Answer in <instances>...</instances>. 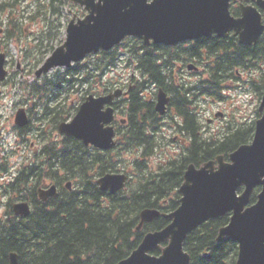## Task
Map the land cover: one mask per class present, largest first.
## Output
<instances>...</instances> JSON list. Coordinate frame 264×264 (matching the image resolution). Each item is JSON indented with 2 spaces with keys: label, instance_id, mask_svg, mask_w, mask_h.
I'll list each match as a JSON object with an SVG mask.
<instances>
[{
  "label": "trees",
  "instance_id": "trees-1",
  "mask_svg": "<svg viewBox=\"0 0 264 264\" xmlns=\"http://www.w3.org/2000/svg\"><path fill=\"white\" fill-rule=\"evenodd\" d=\"M69 10L83 15L70 0H37L29 6L22 0H0V46L7 50L16 43L25 75L33 76L61 42ZM230 11L238 15L236 5ZM122 62L133 71L126 82L108 78ZM190 63L196 70H187ZM14 77L9 76L6 83L14 82ZM151 86L169 96L167 117L156 113L157 90ZM117 87L127 90L113 106L125 122L115 121L112 149L101 151L72 138L56 137L58 124L70 119L87 95L107 94ZM237 88L260 100L264 34L251 46L240 45L231 36L204 37L175 47L146 46L129 38L69 69L19 81L20 103L30 113L28 127L42 144L44 161L25 166L4 186L8 201L0 217V264H9L10 253L17 255L18 264H117L127 258L147 232L169 224V219L159 216L137 230L142 210L168 214L179 206L178 189L190 164L199 167L217 156L227 160L231 152L252 140L255 120L233 122L221 133L207 135L197 112L201 99L220 102L226 98V90ZM258 116L256 111L255 118ZM168 117V126L186 142L175 156L166 155L154 164L152 158L161 149L163 119ZM119 172L129 176L125 189L115 195L100 191L97 178ZM44 180L59 189L58 196L45 203L35 192ZM67 182L72 183L70 191L65 188ZM259 192L256 187L251 204ZM13 196L30 203L29 216L13 214ZM229 218L226 214L209 220L187 236L183 250L190 256V264H236L237 244L229 238L216 240Z\"/></svg>",
  "mask_w": 264,
  "mask_h": 264
},
{
  "label": "water",
  "instance_id": "water-1",
  "mask_svg": "<svg viewBox=\"0 0 264 264\" xmlns=\"http://www.w3.org/2000/svg\"><path fill=\"white\" fill-rule=\"evenodd\" d=\"M241 0H71L81 6L83 18L73 16L66 26L65 40L56 47L35 71L41 77L55 68H68L89 54L110 50L124 39L132 37L144 42L176 46L185 41L215 35L224 38L233 33L241 45L255 44L264 32V0H251L257 7L240 5V16L233 17L229 7ZM246 2L250 0H244ZM5 55L0 52V81ZM191 69V66L189 67ZM122 95L121 90L101 97L89 95L69 122H63L61 134L80 140L85 146L108 150L114 145L111 105ZM168 98L160 90L156 110L166 111ZM105 106H108L104 109ZM258 111L251 143L239 146L229 154L196 168L189 165L179 188V206L170 214H162L170 223L162 230L147 233L136 250L117 264H189L190 256L183 250L186 237L208 220L231 213L229 223L220 228L217 242L229 238L238 244L236 264H264V93ZM28 118L23 108L15 116V124L23 127ZM127 175L106 174L97 180L101 191L115 194L124 189ZM261 187L254 204H250L253 190ZM67 188L70 183L66 184ZM243 188L242 192H238ZM46 201L57 196L51 186L38 190ZM15 215L30 214L27 203L13 206ZM160 216L156 210L141 212L140 229L144 223ZM167 245L162 247L161 244ZM160 250L159 256L151 255ZM10 264H18L17 255L10 254Z\"/></svg>",
  "mask_w": 264,
  "mask_h": 264
},
{
  "label": "rangeland",
  "instance_id": "rangeland-1",
  "mask_svg": "<svg viewBox=\"0 0 264 264\" xmlns=\"http://www.w3.org/2000/svg\"><path fill=\"white\" fill-rule=\"evenodd\" d=\"M24 6H29L35 3L37 0H22ZM9 54L8 58L10 66V74L14 75L13 80L7 83L5 86L0 87L4 91V95L0 98V116L1 126L5 127V152L15 150V138L13 137L14 132L12 130L13 115L20 105L21 94L18 89L19 81H32L33 76H27L24 72L19 71L16 68V63L21 62V68H25L23 59L20 58V54L17 49L16 43H12L6 47ZM127 58V54L124 55ZM127 63L122 62L113 71L108 74V78L114 76L116 79H120L126 82V78L133 72L132 68L126 66ZM136 74V73H135ZM138 76H140L137 73ZM244 80H247L246 74L243 75ZM187 80L194 81L193 77H188ZM151 89L156 90L155 86H151ZM245 89L249 90L248 86L245 85ZM226 98L223 101H210L201 99L197 112L202 127L207 135L221 133L225 126L232 124L233 122L252 121L255 118V112L258 106V99L251 93L244 91L243 88H237L232 90H226L224 92ZM219 114V116H216ZM118 116V115H117ZM168 116V115H167ZM166 116V117H167ZM121 116H118L120 118ZM169 117L165 119L162 124L163 133L159 137L161 149L159 150L156 157L152 160L154 164L161 163L166 155L175 156L176 152L179 151L180 146L185 145L186 140L178 134L174 133L173 129L168 126ZM207 125V126H206ZM22 155L15 154L12 159H19ZM7 198H0V216L3 215V207L6 203Z\"/></svg>",
  "mask_w": 264,
  "mask_h": 264
},
{
  "label": "flooded vegetation",
  "instance_id": "flooded-vegetation-1",
  "mask_svg": "<svg viewBox=\"0 0 264 264\" xmlns=\"http://www.w3.org/2000/svg\"><path fill=\"white\" fill-rule=\"evenodd\" d=\"M1 33V32H0ZM4 52L5 48L4 45L1 44L0 46V52ZM7 66H10L9 61L6 64ZM7 80L0 81V87L5 86ZM2 89L0 88V98L4 95ZM22 106L18 107H24L26 110V106L23 104H20ZM17 111H15L13 115V125H12V130L14 132L13 137L15 138V150H11L10 152H5V127L3 126L1 122V116H0V186L1 189L3 186H5L10 180L12 181V178L16 175H18L25 166H31L34 167L39 163H43V158H42V144L39 143V141L35 138V135L32 130H29V127L26 126L24 128H17L14 126L15 122V116H16ZM29 118L31 120L30 113L27 111ZM15 154H21L22 156L17 160V159H12V156ZM45 185L43 188L47 187L50 185L49 180H44ZM36 188V186H35ZM36 196L38 195L37 193V188L35 189ZM16 197V196H13ZM4 210V209H3Z\"/></svg>",
  "mask_w": 264,
  "mask_h": 264
}]
</instances>
